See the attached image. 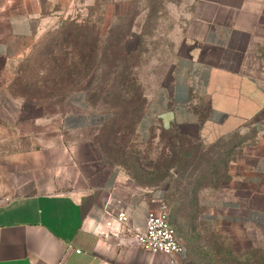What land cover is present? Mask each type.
Returning <instances> with one entry per match:
<instances>
[{"label": "crops", "instance_id": "0c3cea01", "mask_svg": "<svg viewBox=\"0 0 264 264\" xmlns=\"http://www.w3.org/2000/svg\"><path fill=\"white\" fill-rule=\"evenodd\" d=\"M75 1L0 0V264H168L169 257L137 247L124 228L114 236L104 226L124 211L129 226L143 231L163 190L136 187L98 160L93 163L103 176L87 187L92 178L67 140L99 124L84 92L72 94L52 118L14 83V66L28 43L70 17ZM181 1V51L146 95L135 134L146 142L153 127L177 128L208 145L249 132L234 163L238 187L201 199L206 221L244 241L264 233V0ZM85 150L95 153L90 143ZM65 166L54 178L53 170ZM176 260L189 264L186 257Z\"/></svg>", "mask_w": 264, "mask_h": 264}, {"label": "rangeland", "instance_id": "374dc122", "mask_svg": "<svg viewBox=\"0 0 264 264\" xmlns=\"http://www.w3.org/2000/svg\"><path fill=\"white\" fill-rule=\"evenodd\" d=\"M75 5L77 10L70 17L44 27L28 43L26 51L14 66V83L22 85L20 93L37 101L42 115L53 118L62 114L68 98L81 91L94 115L104 118L103 122L85 129L80 135L67 136L69 145L77 147L73 158L79 164H84V175L92 178L87 187L98 184L103 176L102 169L96 168V163H93L98 160L102 166L120 174L136 187L144 190L162 189L177 240L186 249V261L189 264H264V233L252 234L250 239L237 241L232 238L230 229L206 221L202 215L201 199L204 195L218 197L238 187L233 183L235 172L237 173L234 163L241 153V147L235 145L249 139V132L208 145L183 134L177 128L153 127L146 142H140L135 133H129L123 151L127 164L105 163L98 146L104 128L117 119L119 112L106 99L105 102L98 100L95 105H91V102L89 104V94L97 88L119 91L123 85V90L129 95L132 89L137 90L140 106L144 109L146 95L157 87L165 71L181 51L185 16L182 1L76 0ZM46 8L42 10L44 16L49 14ZM73 22L83 25L82 38L76 47L84 41L88 43L95 50L92 54L95 61L86 67L87 76L83 79L75 80L72 85H65L66 78H61L56 85L55 80L60 74L51 70L58 67L61 71L64 67L71 66L72 61H76L73 45H62L63 36L70 30V23ZM61 52L66 54L62 56L63 61L54 62ZM260 68L264 77V67ZM69 80L67 78V83ZM58 89L70 92L62 99L55 93ZM34 115L35 112L29 107L26 116L30 118ZM172 140H179L184 145L190 143V146L198 148L196 156L203 157L199 166L201 168L207 160L216 161L214 169L217 174L214 172L209 174L210 177L207 175V180L204 181L207 185L198 189L194 200L187 206V220L175 218L179 209L178 192L184 186L187 173L182 177L181 171L170 169L167 179L157 181L152 175L153 170L145 166L148 162L154 163L166 152L165 142ZM87 143L95 148L94 154L85 150ZM128 164L138 168L135 174L139 181L132 178L134 173L127 170ZM66 168L67 166L61 171L53 170L54 178L66 172ZM179 182L182 184L177 191ZM51 188L59 192L62 187L55 184ZM187 197V201L190 200L189 194Z\"/></svg>", "mask_w": 264, "mask_h": 264}, {"label": "trees", "instance_id": "16d2710c", "mask_svg": "<svg viewBox=\"0 0 264 264\" xmlns=\"http://www.w3.org/2000/svg\"><path fill=\"white\" fill-rule=\"evenodd\" d=\"M70 25V30H68L63 36L62 45L66 46L68 43L73 45L76 61H72L71 66H68L69 68L64 67L61 71L58 70V67L51 70V72L60 74L57 76L55 83L59 82L61 78H66L65 85H72V82L75 80H80L87 76L88 69L86 67L91 66L95 61V59H92V54L95 50L93 51V48H91L90 45H87L88 43L86 44L84 41L79 47H76L77 43H79L82 38L83 25L77 24L76 22L70 23ZM60 50L61 48H59V51ZM63 55L66 54L61 52L59 57L54 59V62L61 63V61H63ZM67 78L70 79L68 83ZM64 92H66V94H64ZM69 92V90L58 89L55 93L59 94L57 97L63 99V97H65ZM87 99H89V104L91 102V105H95V103L100 99L103 102L108 100L112 108L118 109L119 115L117 119L110 126L104 128L99 138L98 146L105 163H109L111 165L115 163L127 164L128 162L127 160H124L125 154L123 152L127 142V136L129 133L132 135L135 133L136 127L144 113V109L139 103L140 95L137 93V90L132 89L131 94L129 95L128 92L123 90V85L119 91L97 88L96 91L89 94ZM234 136L238 135H233L226 139ZM240 145L241 144H236L235 147ZM164 148L166 152H163L154 163L148 162L145 166L153 170L154 173L152 175H154V179L157 181L167 179L170 169L181 171L182 177L187 173L183 184L184 186L181 188V191L178 192L177 199L179 200V209L177 210L178 213L175 214L176 219L187 220L188 215L185 213L187 206H190V202L194 200V196L198 189L203 185H207L204 181L207 180V175H212L215 172L214 164H216V161L214 160L213 162L212 160H207L204 167H199L202 163L201 161L203 160V157L201 155H199V157L196 156L198 148L190 146V143H186L184 145L179 140L166 141ZM127 170L134 173L132 178L135 181H139L138 175L135 174V172L138 171V168L135 165L128 164ZM214 174H217V172ZM211 175H209V177ZM217 180L218 178H216V181ZM150 182L153 181H148V183ZM181 184V182L177 184V191L179 190ZM188 194L191 197L190 200L187 201ZM163 201L166 204L164 195Z\"/></svg>", "mask_w": 264, "mask_h": 264}, {"label": "built area", "instance_id": "2783aa9c", "mask_svg": "<svg viewBox=\"0 0 264 264\" xmlns=\"http://www.w3.org/2000/svg\"><path fill=\"white\" fill-rule=\"evenodd\" d=\"M103 122V117H97ZM156 201V207L151 208L145 215L143 231L132 229L129 226L127 213L121 211L109 218L104 226L114 233L122 227L130 234L136 246L145 253L163 254L169 257L168 264H177V257H186V249L176 238L175 229L170 221L169 208L163 201V195ZM78 252V251H77Z\"/></svg>", "mask_w": 264, "mask_h": 264}]
</instances>
